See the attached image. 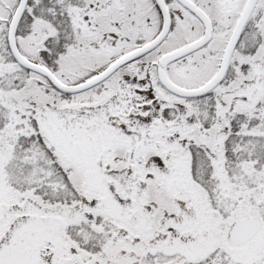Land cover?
<instances>
[{
    "label": "snow or ice",
    "instance_id": "obj_1",
    "mask_svg": "<svg viewBox=\"0 0 264 264\" xmlns=\"http://www.w3.org/2000/svg\"><path fill=\"white\" fill-rule=\"evenodd\" d=\"M0 264H264V0H0Z\"/></svg>",
    "mask_w": 264,
    "mask_h": 264
}]
</instances>
